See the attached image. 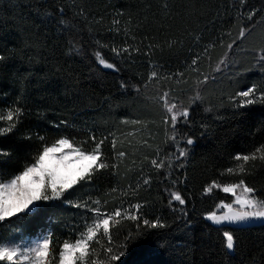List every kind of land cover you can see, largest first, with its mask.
<instances>
[{
    "label": "trees",
    "instance_id": "16d2710c",
    "mask_svg": "<svg viewBox=\"0 0 264 264\" xmlns=\"http://www.w3.org/2000/svg\"><path fill=\"white\" fill-rule=\"evenodd\" d=\"M165 3L167 9L163 7ZM58 5L65 7V19H74L77 25L74 42L85 50L80 56L66 55L67 36L57 32L55 21L49 23L40 15L45 9L55 12ZM262 6L264 0H247L244 10ZM80 9L83 16L76 15ZM239 12L238 0H0V49L6 46L16 50L7 64L0 65V113L14 106L18 97L25 108L19 130L9 136H0V150L11 153L10 157H0V179H8L25 164L34 162L33 157L43 147L35 135L37 132L46 136L49 146L62 135L73 138L76 143L88 140L92 134L97 140L107 137L102 146L106 157L112 159L119 151L126 153L120 158L118 173H98L90 184L81 182L66 195L73 201H107V210L121 205L127 209L138 202L148 218L165 219L171 227L162 231L173 243L170 250L155 258L158 264H217L223 238L203 220V215L216 211L221 201L231 202L233 197L219 189L205 195L203 189L213 181L224 184L239 180V175H229L225 169L235 166V154H247L264 143V106L242 109L243 115H233V110L225 106L218 109L223 117L218 120L215 119L217 108L213 106L219 105L220 92L209 89L205 103L193 106L196 125L190 131L184 128L196 137L197 143L184 161L185 167L165 179L163 172L157 174L149 161L155 158L157 147L173 153L174 149L171 142L165 144L162 113L152 97L157 88L161 91L174 89L172 94L187 104L189 85H177L175 79L161 78L146 92L142 88L139 96L130 86L125 91L119 85L122 80L130 85L143 84L154 68L161 77L181 72L186 77H194L196 73L189 66L197 54H201L200 71L211 72L225 51L218 38L229 30L236 35ZM260 15L258 13L254 19ZM114 20L120 23L113 24ZM223 39L226 44L231 37L224 35ZM260 39L261 34L257 32L246 44L255 46ZM209 44L216 45L209 50L211 61L202 54ZM124 46H129L130 50L138 47L140 52L132 51L130 57L127 53L116 57L110 50ZM95 51L114 62L120 70H101L95 62ZM248 63L250 61H242L241 68ZM247 77V82L241 84L242 89L258 80L259 73L250 72ZM221 87L231 90L227 81ZM208 107H213V111L206 112ZM125 119L129 123H123ZM134 119L144 123L133 125ZM62 120L67 122V127L53 126ZM201 121L208 123L211 135H200L203 131L199 126ZM25 133H31L32 139H23ZM113 139L116 140L115 150ZM145 141L151 147H145ZM83 147L90 150L94 144L89 140ZM250 171L251 174L244 177L245 182L257 188V194L264 197V162L257 160ZM177 176L181 182L172 184L171 180ZM149 177L150 185H144L143 178ZM170 191L181 192L187 201L184 207L198 222L188 235H184L179 226V213L168 207ZM84 215L82 209L56 202L43 219L25 221L20 228L26 237L50 234L58 262L63 241L74 240L78 232L83 231ZM87 215L91 217L92 214ZM7 223L0 227V240L9 237ZM122 224L124 229H135L131 221L125 220ZM111 231L114 243L124 239L123 231H118L117 227ZM239 235L243 244L233 257V264H264V227H253ZM96 248L103 258L102 250Z\"/></svg>",
    "mask_w": 264,
    "mask_h": 264
},
{
    "label": "snow or ice",
    "instance_id": "6c2138e0",
    "mask_svg": "<svg viewBox=\"0 0 264 264\" xmlns=\"http://www.w3.org/2000/svg\"><path fill=\"white\" fill-rule=\"evenodd\" d=\"M238 2L240 12L236 18L238 21L235 26L236 35L233 36L232 31L229 30L218 38L220 47L225 51L216 61L211 72L200 71L201 54H197L189 66L190 70L196 73L194 77H186L182 72L161 77L154 68L143 84L130 85L123 80L120 82L121 89L127 91L130 86L137 96L141 94L142 88L146 92L150 85L161 78L166 81L175 79L177 85L181 83L189 85L187 104L172 94L174 89L161 91L157 88L152 97L162 113L161 125L166 137L165 144L171 142L174 149L173 153L157 147L154 150L155 158L149 161L157 174L163 172L165 179H170L177 169L185 167L184 161L188 159L197 143L196 137L184 131V128L190 131L196 125L193 106L199 107L205 103V94L209 89H218L220 92V103L218 106H213L217 108L215 119L218 120L223 118L218 109L225 106L233 110V115H243L244 113L240 111L242 109H250L256 105L264 106V6L258 9L249 8L245 12L247 0H238ZM10 6L14 5L10 4ZM163 7L167 9L168 5L165 3ZM258 13H261L260 17L254 19ZM40 15L49 23L55 21L57 32L67 36L66 55L80 56L84 53L85 50L74 42L73 33H78L77 25L74 19H65L66 9L63 5H58L55 12L45 9ZM76 15L83 16V10H78ZM120 15L123 13L121 12ZM119 23L118 20L113 21V24ZM124 31L127 34L129 29L126 27ZM257 32L261 34L260 41L255 46H248L246 41ZM224 35L231 37L226 44ZM196 39L198 41L199 37ZM215 46V44H209L203 49L202 54L208 57L209 61H211L209 50L214 49ZM110 50L116 57H122L123 53H127L130 57L132 51L140 52L138 47L130 50L129 46L119 49L112 47ZM15 52L14 48L6 46L0 49V65L7 64ZM94 58L101 70L113 72L120 70L114 62H109L99 51L94 52ZM242 61H250V63L241 68ZM250 72H258L259 78L242 89L241 84L247 82V73ZM225 81L228 82L230 91H225L221 87ZM213 107L205 108V111L211 112ZM24 116L25 108L21 104V98L18 97L14 106H9L0 113V122H3L0 125V136L15 134L23 123ZM122 122L129 123L127 119ZM131 123L141 125L144 122L134 119ZM61 125L67 127V122L62 120L53 126L60 128ZM199 126L203 129L200 133L202 137L212 134L207 122L201 121ZM35 135L42 142L43 147L33 157L34 162L25 164L21 171L11 175L10 178L0 179V227H4L5 222H8L7 227L10 229L9 237L0 240V264H117V262L119 264H158L155 258L162 255L163 251L170 250L173 243L162 231L171 227L165 219L160 216L148 218L146 213H142L143 205L138 202L130 204L127 209L121 205L107 210V201L100 199L92 200L91 203L73 201L66 195L81 182L90 184L98 173L104 171L118 173L120 158H123L126 153L119 151L114 158L109 159L102 151L107 137L97 140L94 134L90 135L88 140L79 143L69 136L62 135L50 146L46 142V136L38 132ZM23 139L31 140L32 134L25 133ZM89 140L94 144L90 150L83 147ZM144 146L151 147L147 141L144 142ZM112 147L115 150V139L112 140ZM10 156V152L0 150V157ZM233 159L236 162L235 166L227 167L225 172L229 175H239V180L224 184L213 181L203 189L205 195L211 194L214 189H219L233 197L231 202L221 201L216 206L223 210L222 214L212 210L203 215V220L209 222V226L214 227L223 238L217 264H233V257L239 253L243 244L239 233L250 231L257 224L264 227V197L258 195L259 190L247 184L244 179L246 175L251 174L250 169L255 167L257 160L264 162V143L247 154L243 152L235 154ZM71 165H77V167L70 169ZM223 174L222 172L221 175ZM184 179L186 180L187 177L185 176ZM179 182H181L179 176L171 180L172 184ZM150 183V177L143 178L144 185H150ZM113 191L116 190L113 189ZM168 196V207L173 212L179 213L177 219L180 221L179 226L184 235L192 233L198 222L184 207L187 203L186 198L180 191H170ZM56 202H66L72 207L82 209L85 213L82 217L83 231H79L74 240L63 241L58 251V262L50 234L26 237L20 228L25 221L33 222L43 219L55 207ZM88 213L92 214L91 217L87 215ZM13 217L17 219L13 220ZM125 220L133 222L135 229H124L122 221ZM79 227L80 225H77V228ZM113 227L123 231L124 239L119 243H114L111 231ZM102 240H106V243H102ZM96 246L102 250L103 258H100Z\"/></svg>",
    "mask_w": 264,
    "mask_h": 264
},
{
    "label": "rangeland",
    "instance_id": "374dc122",
    "mask_svg": "<svg viewBox=\"0 0 264 264\" xmlns=\"http://www.w3.org/2000/svg\"><path fill=\"white\" fill-rule=\"evenodd\" d=\"M75 167H77V165H71L70 166V169H73V168H75ZM229 195V194H228ZM216 211L218 212V213H220V212H222L223 210H220V209H216Z\"/></svg>",
    "mask_w": 264,
    "mask_h": 264
},
{
    "label": "water",
    "instance_id": "95a60500",
    "mask_svg": "<svg viewBox=\"0 0 264 264\" xmlns=\"http://www.w3.org/2000/svg\"><path fill=\"white\" fill-rule=\"evenodd\" d=\"M218 214H222V212H220V213H218ZM209 223V222H208ZM260 225L259 224H257V225H255V227H259Z\"/></svg>",
    "mask_w": 264,
    "mask_h": 264
}]
</instances>
